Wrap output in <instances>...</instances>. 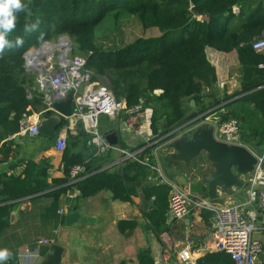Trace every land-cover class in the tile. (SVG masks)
Segmentation results:
<instances>
[{"label": "trees", "instance_id": "trees-1", "mask_svg": "<svg viewBox=\"0 0 264 264\" xmlns=\"http://www.w3.org/2000/svg\"><path fill=\"white\" fill-rule=\"evenodd\" d=\"M22 2L28 5L29 11L18 14L16 28L8 38L15 43V38L20 36L24 43L12 49L5 48L0 56V143L9 135L19 133L25 117L36 116L45 106V93L36 82V74L27 69L24 53L44 41L57 40L61 35L72 40L73 53L86 59L87 68L108 78L118 98H124L129 105L142 101L152 105L151 128L158 138L237 95L241 96L218 107L217 110L227 108L223 120H244L243 114L233 108L241 101L253 104L264 121V66L260 67L264 64V51L253 48L254 41L264 38V0ZM237 6L240 7L238 11ZM111 12L117 25L125 17L137 16L144 28H159V33L138 37L118 48L97 46V27ZM25 24H36L37 28L25 34ZM207 46L225 52L236 50L243 66L242 89L237 94L227 95L224 100L214 93H203L217 80L216 69L206 55ZM207 96L212 98L209 103L205 102ZM187 99H195L199 106L190 115ZM164 124H167L166 128ZM163 141L161 139L156 145ZM149 150L150 147L145 149ZM145 151L138 159H126L113 169L104 168L106 157L103 155L87 161L67 146L62 157L64 175L53 177L52 183L48 182V166L40 164L41 161L29 160L24 176H11L2 182L0 233L8 226L13 201L29 195L49 194L54 196L56 204L67 191V184L71 182L70 170L76 163L85 166L84 177L73 183L81 197L110 190L114 198L133 200L132 196L137 194L135 183L151 175L150 167L144 163ZM3 152L6 156L9 149ZM262 165L264 169V154ZM145 192L147 199L155 195L158 201L163 199L168 204L170 186L167 183L145 187ZM166 209L167 205L159 203L157 209L147 214L158 235L167 229ZM129 224L130 221H121L120 228ZM139 260L140 264H156L150 249L141 251ZM10 264L18 263L11 261ZM198 264H234V261L228 252L214 251L207 253Z\"/></svg>", "mask_w": 264, "mask_h": 264}, {"label": "crops", "instance_id": "crops-1", "mask_svg": "<svg viewBox=\"0 0 264 264\" xmlns=\"http://www.w3.org/2000/svg\"><path fill=\"white\" fill-rule=\"evenodd\" d=\"M239 8L237 6V11ZM206 55L216 69L217 80L212 88H205L203 93L207 95L214 93L222 100L227 95L237 94L242 89L243 80V66L237 51L225 52L207 46ZM53 92L54 90L51 88L49 90L50 95L53 96ZM240 96L237 95L223 101L204 112L203 115L210 121V124L219 123L223 120L222 117L227 108L217 110L218 107L238 99ZM191 100L187 99L186 101L189 115L199 109L196 101L193 105ZM210 101H212L211 96H207L205 102L209 103ZM142 102L144 103V101ZM146 104L144 103L141 125L137 132L128 128L123 114L116 118L102 116L100 129L105 138L108 140L114 135L117 140L116 145L120 147L124 145L126 150H134L148 145L150 150H144L145 161L158 164L163 175L177 183L180 182L182 176L192 179L193 173L198 169L203 168L205 173L213 171L212 162L208 159L206 152L194 159L190 166L176 158L175 142L180 133L157 145L150 146L149 144L157 140L158 137L153 134L151 128L153 107L151 104ZM44 108L42 106L38 114ZM233 108L243 114L244 120L249 121L248 126L241 127L240 142L255 150L259 156H263L264 121L260 112L253 104L241 101L236 102ZM254 111L259 112L261 119L259 128H255L250 124V119H247ZM54 113L51 111L47 116ZM35 118L34 116H27L24 121L35 122ZM244 120L241 121L243 125ZM64 124L65 119L63 118L58 127L57 135L54 137L41 133L31 135L28 132H19L9 135L1 141L0 189L2 182L11 176H24L23 173L29 160L38 163L41 161L40 164L48 166L50 174L48 182L50 183H52L53 177L64 175L62 157L65 149L58 150L56 147L57 137ZM164 127L166 128L165 124ZM159 139L161 138L159 137ZM4 141H6L5 144ZM67 146L73 152L82 154L87 161L98 155H103L106 157L104 168H118L121 163L128 159L125 158V153L119 150L112 149L105 153L99 152L97 144L92 141L89 135L80 136L79 132L76 131L68 133ZM3 149L7 152L9 149L8 155L5 156ZM38 167L40 168V166ZM150 170L151 175L135 183L137 194L132 196L133 200L131 201L114 198L110 190H102L94 196L81 197L77 185L71 182L67 184V191L59 197L56 204L54 196L49 194L29 195L13 201L8 226L0 233V248H8L13 254L6 264H10L11 261L26 264L25 254L27 252H33L36 255L34 262L47 264L53 254V245H44L39 250H35V241L41 237L53 236L56 237V244L63 248L59 264H140L139 253L145 249H150L156 264H177L178 253L186 244L190 246L197 261L209 252L218 251L212 235L214 224L212 211L203 209L197 214H188L179 218L172 217L169 213V197L168 204H165L163 199L158 201L155 195L148 199H151L152 205L156 207H152L149 212L143 210V199L144 196H147L145 187L150 186L148 183L155 178H159L155 169L150 168ZM249 178L250 176L247 185L237 189L236 193L227 194L219 189L215 197H211L207 193L203 196L209 197L219 204L245 202L249 190ZM160 183L165 182L159 179L157 184ZM159 203L167 205V229L160 235L153 230L147 216L153 209L159 207ZM74 206L76 208H73ZM61 209L64 210V213H61ZM75 209L81 212L80 221L68 226L65 223V216L69 211ZM243 210L247 215L257 213L255 224L260 228L254 234L264 243L263 211L258 210L257 205H245ZM125 220L130 221V224L121 229L120 222ZM56 230L57 234H55ZM257 264H264V250Z\"/></svg>", "mask_w": 264, "mask_h": 264}, {"label": "built area", "instance_id": "built-area-1", "mask_svg": "<svg viewBox=\"0 0 264 264\" xmlns=\"http://www.w3.org/2000/svg\"><path fill=\"white\" fill-rule=\"evenodd\" d=\"M37 47L40 48L37 49ZM37 47L28 49L29 52L25 55V59L27 69L36 73V82L45 93L46 105L42 112L53 111L50 102L53 96L49 93L51 88L63 97H66L68 92H72L74 110L70 116L64 117L65 124L56 140L57 149L64 150L67 147L69 132H78L79 129H83L97 144L99 152L105 153L114 149L125 153V158L138 159L140 153L148 145L134 150H126L116 144H111L101 132L100 118L101 116L116 118L123 114L128 128L137 132L141 125L144 103L129 105L124 98H118L110 90L107 78L95 74L86 67L85 58L73 53V43L67 35H61L57 40L44 41ZM44 47H48V51L40 57L41 61L31 58L33 51H39ZM253 48L263 52L264 38L254 41ZM260 66H264V64H260ZM38 115L34 116L36 117L35 122L23 121L19 132L39 135L40 119ZM203 125H214L216 136L220 140L228 143H241L239 135L242 123L237 118L210 124V121L201 115L185 125L179 135L191 134ZM161 139L158 138L149 145L153 146ZM260 158L261 164L250 175L249 190L245 202L231 204H219L209 197L193 193L188 186L174 182L164 176L160 167L155 163L148 161H144V163L155 169L159 176H163V181L170 186L169 213L172 217L179 218L188 214H197L203 209L212 211L214 213L212 235L216 249L228 252L234 264H257L264 250L263 241L254 234L260 228L255 224L257 213L247 215L243 207L245 205H257L258 210L264 213L263 156ZM84 171L85 166L83 164H74L70 170L71 182L75 183L82 179ZM61 213H64L63 209H61ZM55 234H57V230ZM54 244H56L55 236L41 237L35 241V250H39L44 245ZM35 257L33 252H27L25 254L26 264H38L34 262ZM177 264H198L189 245L186 244L179 251Z\"/></svg>", "mask_w": 264, "mask_h": 264}, {"label": "water", "instance_id": "water-1", "mask_svg": "<svg viewBox=\"0 0 264 264\" xmlns=\"http://www.w3.org/2000/svg\"><path fill=\"white\" fill-rule=\"evenodd\" d=\"M194 9L200 13L203 12L201 8L194 7ZM28 52L26 51L24 56ZM50 102L55 113L51 116H47L48 112H42L38 115L40 119L39 131L43 135L54 137L57 135L62 119L73 113L72 92H68L67 96L63 97L55 91ZM191 103L194 105L195 100L192 99ZM187 124L171 130L168 135H177ZM165 126L167 127V124ZM78 132L80 136L85 135L83 129H79ZM108 140L111 144H117L114 135ZM175 146L177 148L176 158L188 166L192 164L194 159L201 156L203 152H206L208 159L212 162L213 171L205 173L203 168H201L193 173L192 179L182 176L179 180V184L188 186L193 193L199 195L207 193L209 196L215 197L219 189L227 194L236 193L237 189L247 185L248 177L261 164L260 156L250 147L242 143H228L218 139L214 125H203L191 134L180 135L175 142ZM159 179L163 180V176L155 178L148 185L157 184ZM143 200V210L145 212H149L152 207H156L145 196ZM80 216L81 212L78 209L69 211L65 216L66 225L71 226L79 222ZM62 253L63 248L54 244L52 257L47 264H59Z\"/></svg>", "mask_w": 264, "mask_h": 264}, {"label": "rangeland", "instance_id": "rangeland-1", "mask_svg": "<svg viewBox=\"0 0 264 264\" xmlns=\"http://www.w3.org/2000/svg\"><path fill=\"white\" fill-rule=\"evenodd\" d=\"M114 17L115 16L113 12L109 13L106 19L103 21V23L97 27V33H98L97 46L104 48H118L122 45H125L135 40L138 37L149 36L159 33V28H155V27L144 28L137 16L125 17V19L120 21L119 25L114 23L113 21ZM73 51H74V44H73ZM77 56L84 58L81 55H77ZM107 83L109 85L110 90L115 94V92L112 89V86L110 85L108 78H107ZM247 119H250V124H252L255 128H259V126H261V119L258 111H254L250 115V117L248 116ZM248 122L249 121L244 120L243 121L244 125L242 124V126L243 127L248 126L249 125ZM167 136L168 135L166 134L165 136L163 135L161 138L165 140V137L167 138ZM157 166L159 165L157 164Z\"/></svg>", "mask_w": 264, "mask_h": 264}, {"label": "clouds", "instance_id": "clouds-1", "mask_svg": "<svg viewBox=\"0 0 264 264\" xmlns=\"http://www.w3.org/2000/svg\"><path fill=\"white\" fill-rule=\"evenodd\" d=\"M28 11V5L22 0H0V56H3L5 48L12 49L23 45L24 39L22 37L17 36L15 43L8 37L16 28L18 14ZM36 28V24H25L24 32L28 34ZM12 255L8 248H0V264H6Z\"/></svg>", "mask_w": 264, "mask_h": 264}, {"label": "bare ground", "instance_id": "bare-ground-1", "mask_svg": "<svg viewBox=\"0 0 264 264\" xmlns=\"http://www.w3.org/2000/svg\"><path fill=\"white\" fill-rule=\"evenodd\" d=\"M47 51H48V47L41 48L39 51L38 50L33 51L31 53V56H32L31 58H33L36 61H41L40 57L45 55Z\"/></svg>", "mask_w": 264, "mask_h": 264}]
</instances>
